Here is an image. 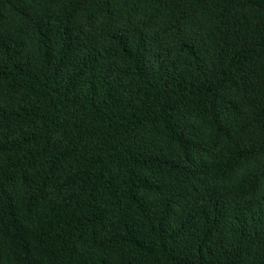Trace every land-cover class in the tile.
<instances>
[{
	"label": "trees",
	"instance_id": "obj_1",
	"mask_svg": "<svg viewBox=\"0 0 264 264\" xmlns=\"http://www.w3.org/2000/svg\"><path fill=\"white\" fill-rule=\"evenodd\" d=\"M0 264H264V0H0Z\"/></svg>",
	"mask_w": 264,
	"mask_h": 264
}]
</instances>
